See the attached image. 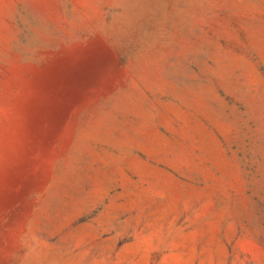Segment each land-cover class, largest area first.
Segmentation results:
<instances>
[{"label":"rangeland","instance_id":"374dc122","mask_svg":"<svg viewBox=\"0 0 264 264\" xmlns=\"http://www.w3.org/2000/svg\"><path fill=\"white\" fill-rule=\"evenodd\" d=\"M0 264H264V0H0Z\"/></svg>","mask_w":264,"mask_h":264},{"label":"bare ground","instance_id":"6f19581e","mask_svg":"<svg viewBox=\"0 0 264 264\" xmlns=\"http://www.w3.org/2000/svg\"><path fill=\"white\" fill-rule=\"evenodd\" d=\"M140 3H141V1H140ZM140 3H139V4H140Z\"/></svg>","mask_w":264,"mask_h":264}]
</instances>
